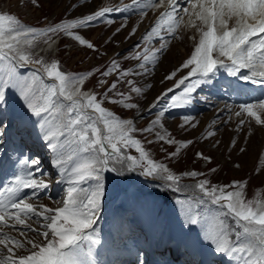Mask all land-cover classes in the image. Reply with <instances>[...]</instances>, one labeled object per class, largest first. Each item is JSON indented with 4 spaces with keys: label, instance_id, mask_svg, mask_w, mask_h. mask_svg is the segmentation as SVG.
<instances>
[{
    "label": "snow or ice",
    "instance_id": "1",
    "mask_svg": "<svg viewBox=\"0 0 264 264\" xmlns=\"http://www.w3.org/2000/svg\"><path fill=\"white\" fill-rule=\"evenodd\" d=\"M129 7L142 16L150 7L165 10L141 36L143 50H137L134 57L125 58L140 61L137 65L124 68L117 59H112L105 70H95L100 75L97 86L103 89L102 92L82 90L94 71L67 73L61 70L58 60L48 63L25 47L31 45L37 36H44L51 48L55 43L52 35L62 34L79 45L99 51L77 29L88 28L101 21L112 23L109 19L111 13H122ZM184 16L188 17L187 21ZM181 25L198 32L199 39L191 55L165 79L172 80L179 71L190 70L150 105L149 112L167 100L156 119L148 127L137 129L133 118H122L104 104L121 105L128 110L139 107L131 102L132 94H143L144 90L134 78H127L147 74L148 65L154 67L159 61L160 54L168 46L167 41L172 37L180 38L178 30ZM124 27L126 24L116 32ZM136 31L134 27L129 36L135 35ZM155 40L160 41L158 48L151 47ZM133 47L140 49L141 45L137 43ZM33 64L40 67L26 75L18 71ZM219 68L245 81L264 84V0H167L166 7L165 0H160L159 4L155 0H132L130 6L101 7L81 17L64 19L41 28L25 26L15 14L0 13V110L7 102L6 91L15 90L27 112L38 118L42 139L54 154L52 164L62 178H68L69 184L62 206L51 208L28 202L39 199L41 192L50 185L39 178L44 175L41 159L23 157L20 163L25 167L7 185L0 187V245L7 252H0V264H95L93 250L102 242L96 225L104 205L105 174L108 172L124 175L125 171L139 169L142 175L163 181L169 189L175 186L174 190L179 191L180 178L168 165L154 160L142 140L133 133L153 132L154 126L161 124V117L167 110L190 104L193 94ZM243 69L248 70V74H242ZM112 75L116 79L109 83L107 78ZM46 79L51 82H46ZM125 83L128 92H118L119 85ZM170 93L172 95L169 96ZM238 108L234 114L237 118L246 114L254 118L257 125L264 126V119L256 110L264 111V97L241 103ZM184 120L190 123V118L185 117ZM245 123V119H239L237 131ZM4 134L5 126L0 121V144ZM207 135L215 136V130ZM155 136L167 145H177L174 151L168 153L169 157H176L181 148L192 143L190 140L176 141L170 134L156 132ZM216 143L219 144V141ZM236 143L233 138L230 146L235 148ZM129 149H134L139 155L130 154ZM245 150L240 148L241 152ZM196 156L212 161L211 156L202 152H197ZM211 171L215 172V169ZM259 171L262 169H257ZM183 175L198 177L203 173L191 171ZM86 182L89 187L83 186ZM195 188L202 194L198 199L200 205L216 206L218 210L213 213L209 209V214L202 215L189 207L185 213V225H200L203 239L213 246L216 253L235 258L242 264H264V202L258 200L254 207L253 201L246 200V183L241 181L217 186L208 179H202ZM33 218L41 221L39 228L26 223V219ZM228 218L234 228L232 224L225 223ZM5 227L19 230L24 239L4 232ZM28 231L41 239L28 238Z\"/></svg>",
    "mask_w": 264,
    "mask_h": 264
},
{
    "label": "rangeland",
    "instance_id": "2",
    "mask_svg": "<svg viewBox=\"0 0 264 264\" xmlns=\"http://www.w3.org/2000/svg\"><path fill=\"white\" fill-rule=\"evenodd\" d=\"M155 2L159 4L160 0H155ZM131 3L132 0H0V13L15 14L24 25L41 28L64 19L81 17L99 10L101 7L123 8L126 5L130 6ZM184 6L187 5H182V7ZM161 12V8L150 7L147 9L146 15L142 16L139 11L129 7L125 12L111 13L109 19L113 21L112 23L101 21L94 23L91 27L77 29L80 34L92 41L99 51L79 45L74 39L62 34L52 35V41L55 43L51 48L45 42L48 38L44 36H37L32 40L31 45H25V47L37 58L43 57L48 63L54 59L58 60L61 70L67 73L79 74L94 71V75L85 82L82 90L102 92L103 89L97 86L100 75L95 70H105L112 59H117L124 68L137 65L140 61L134 58H125L134 57L137 50H143L144 44L141 41V36L156 22ZM181 15H183L182 12ZM187 19L188 17L184 16V20L187 21ZM123 24H126V27L117 33L116 29L121 28ZM134 27L137 28L135 35L129 36ZM178 36L180 38L172 37L167 41L168 46L160 54L159 61L154 67L151 64L148 65L147 74L127 78H134L137 85L144 90L143 94H132L131 102L137 103L138 108L128 110L121 105L107 102L104 106L122 118H133L137 129L148 127L156 119L167 100L162 101L151 112L148 111L150 105L158 95L172 88L190 70L183 69L177 73L174 79H165L191 55L199 39L198 32L185 28L183 25L178 30ZM191 37H195V39ZM137 43H140V49L133 47ZM159 45L160 41L155 40L151 47L158 48ZM219 59L224 58L219 57ZM39 67V65L33 64L20 68L18 71L22 75H26L32 69ZM241 71L244 72L242 74H248L246 69ZM107 79L111 83L116 79V76L112 75ZM215 80L220 81V87L212 84V82L216 84ZM46 82L51 81L46 79ZM232 84H234L235 91L230 86ZM148 85L151 87L149 88ZM117 91L127 93L126 83L120 84ZM6 97V105L4 109L0 110V121H3L5 126L3 143L0 144V187L7 185L14 175L25 167L20 163L24 156L39 157L42 161L41 169L44 172V175L39 178L44 179L50 186L41 192L39 199L28 202L51 208L62 206V200L65 198L69 186L68 178H62L58 169L53 166V156H51L53 153L42 139L38 118L27 112L15 90L8 89ZM261 97H264V84L245 81L229 75L226 69L219 68L193 94L190 104L186 107L167 110L161 117V124L155 125L153 132L137 131L133 133L136 138L142 140L143 146L154 160L168 165L180 178V190L175 191V186L173 189H169L163 181L149 182L152 177L142 175L139 169L135 172L125 171L124 175L106 173V195L112 183L115 191L110 199L105 196L101 217L96 225L102 242L93 250L92 259L95 264H129L133 258L132 264H145V262L151 264L152 261L158 264H165V262L167 264L181 262L183 264H200L202 252L199 247L201 246H204L203 254L209 264H242L235 258L216 254L212 245L207 243L202 236L203 245L199 244L195 237L190 240L180 239L181 242L171 238L161 244L158 239L167 217L164 212L165 204L179 198L180 201L187 202L183 204L192 205L194 211H199L202 215L207 214L209 209L213 213L218 210L216 206L198 203L202 194L195 188V185L199 180L208 179L212 185L217 186L230 184L234 180L241 181L246 183V200L253 201L254 207L256 201L264 202V126L257 125L255 119L247 117L246 114L239 118L234 115L239 110V104L252 102ZM256 110L264 119V111ZM185 117L190 118V123L185 122ZM241 118L245 119L246 123L243 128L237 131L238 120ZM193 124L196 126L192 127ZM181 125L184 126L181 127ZM212 130H215V136L208 137V132ZM156 132L170 134L176 141L190 140L192 143L186 148H181L176 157H169L168 153L174 151L177 145H167L157 140ZM233 138L237 141L235 148L230 146ZM148 141H153V143L149 144ZM217 141L219 144L216 143ZM240 148L246 150L241 152ZM129 152L132 155H139L134 149H129ZM197 152L211 156L212 161L207 162L198 158ZM211 169H215V172ZM257 169H262V171L257 172ZM191 171H197L203 175L198 177L183 175V173ZM83 186L89 187L90 184L86 182ZM146 192L154 193L160 198L157 206H151L150 222L147 213L143 209L139 210L136 206L139 196ZM26 223L39 228L41 221L33 218L26 219ZM225 223L232 224L231 219H226ZM232 227L234 228L235 225L232 224ZM3 230L11 236L24 239L17 229L5 227ZM40 230L43 231V229ZM26 236L41 239L31 231L26 232ZM176 242L180 246L179 256L173 254L175 256H172L170 258L172 261H169L167 256L172 252ZM152 247L155 248L148 254L150 261H147L148 257L145 258V256ZM17 251L20 250L17 249ZM0 252L7 254L2 245H0ZM164 256L166 257L164 258Z\"/></svg>",
    "mask_w": 264,
    "mask_h": 264
},
{
    "label": "bare ground",
    "instance_id": "3",
    "mask_svg": "<svg viewBox=\"0 0 264 264\" xmlns=\"http://www.w3.org/2000/svg\"><path fill=\"white\" fill-rule=\"evenodd\" d=\"M165 5H167V0H165ZM154 8H160V7H154ZM164 10H165V8H161V11H164ZM25 26H27V25H25ZM30 27H32V26H30ZM242 73H244V72H242ZM215 81H216V85L220 86V84H221L220 81L219 80H215ZM233 85L234 84H232V86ZM254 138H255V136H254ZM51 156H53V159H54V154H51ZM153 181H155L154 178H152L149 182H153ZM114 191H115L114 184L112 183V184H110L109 191L106 195L107 196L106 198L110 199L112 197ZM137 202L138 203L136 206L139 208V210L143 209V211L145 213H147L146 215H148L147 217H149V222H150L151 221V217H150L151 206H157L160 202V198L154 193L146 192L142 196H139ZM189 207H191L192 211L195 212L192 205H186V204L180 203L179 198L176 199L175 201L169 203V204L164 205V212L167 215V217H166V221H165L161 236L158 239L159 244H161V243L165 242L167 239L169 240L171 238H173L177 242H181L180 239L190 240L192 237L193 238L195 237L197 239L198 243L203 245V243L201 241L202 227L200 225L188 227L184 223V221L186 219L185 213L188 211ZM207 214H209V212H207ZM177 242H176L175 248H177V246H179V244ZM199 248L201 249L202 256H204V254H203L204 253L203 252L204 246H201ZM216 254H220V253H216ZM175 255H177V254H175ZM175 255H168L167 258L170 259V258H172V256L174 257ZM220 255H223V254H220ZM203 258L205 259V257H203ZM169 261H172V260L170 259ZM153 262L154 261H152L151 264H158L156 262H154V263ZM201 264H207V263H206V261L205 262L203 261V262H201Z\"/></svg>",
    "mask_w": 264,
    "mask_h": 264
}]
</instances>
